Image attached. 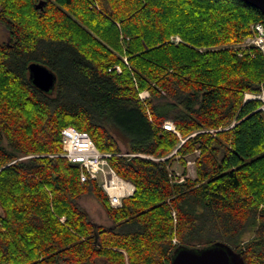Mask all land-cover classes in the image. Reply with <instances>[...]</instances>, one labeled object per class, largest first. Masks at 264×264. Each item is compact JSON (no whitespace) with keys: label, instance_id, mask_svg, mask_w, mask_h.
Returning a JSON list of instances; mask_svg holds the SVG:
<instances>
[{"label":"trees","instance_id":"1","mask_svg":"<svg viewBox=\"0 0 264 264\" xmlns=\"http://www.w3.org/2000/svg\"><path fill=\"white\" fill-rule=\"evenodd\" d=\"M257 21L243 0H0V264H171L216 243L264 264V111L244 100L264 57L214 49ZM31 62L55 73L51 91ZM66 126L134 184L122 206L61 155ZM195 152V176H171ZM85 194L111 225L89 219Z\"/></svg>","mask_w":264,"mask_h":264},{"label":"built area","instance_id":"2","mask_svg":"<svg viewBox=\"0 0 264 264\" xmlns=\"http://www.w3.org/2000/svg\"><path fill=\"white\" fill-rule=\"evenodd\" d=\"M251 34L243 41L233 44L222 45L218 48H232L238 50L240 54L242 50L257 49L264 57V21H257L251 24ZM174 43L181 41L177 35H173L170 39ZM202 50V49H200ZM115 68L120 71L118 65ZM140 96L145 98L146 93H141ZM259 100L261 102L260 109L264 111V82L261 84L260 91L257 93L246 92L244 100ZM163 127L175 131L174 125L166 121ZM61 143L63 145V156L70 162L77 163L80 168V181L94 180L104 195L107 197L111 207L117 208L122 206L123 199L131 196L135 190L134 184L120 177L109 164L110 153L101 152L93 143L92 139L86 132H82L73 126H66L61 131ZM145 156L144 154H131ZM195 159L187 160L186 164L194 170ZM171 176L174 174L171 172ZM184 176L178 178V181H183ZM172 242H178L174 236Z\"/></svg>","mask_w":264,"mask_h":264},{"label":"water","instance_id":"3","mask_svg":"<svg viewBox=\"0 0 264 264\" xmlns=\"http://www.w3.org/2000/svg\"><path fill=\"white\" fill-rule=\"evenodd\" d=\"M258 8L264 14V0H243ZM30 82L43 92L51 91L56 82L55 73L38 62L28 64ZM171 264H243L234 248L224 243H216L203 249L178 248L172 256Z\"/></svg>","mask_w":264,"mask_h":264},{"label":"rangeland","instance_id":"4","mask_svg":"<svg viewBox=\"0 0 264 264\" xmlns=\"http://www.w3.org/2000/svg\"><path fill=\"white\" fill-rule=\"evenodd\" d=\"M8 39V34L5 28L0 24V41H6ZM147 95V93H146ZM169 121V120H168ZM171 122V121H169ZM198 153L195 152L194 155L188 156L187 160L195 159ZM63 156V151L61 153ZM64 157V156H63ZM68 160V159H67ZM195 164V163H194ZM192 165L188 166L187 164L183 166V164L178 159H173L170 170L174 174V177L178 180L181 176L186 177H194L195 176V167L194 170L191 167ZM194 166V165H193ZM185 178V177H184ZM79 205L86 211L88 214L89 219L97 224V225H104L109 226L111 225V221L107 217L105 211L101 207V205L97 202V200L91 194H85L78 200ZM173 238V237H172Z\"/></svg>","mask_w":264,"mask_h":264}]
</instances>
